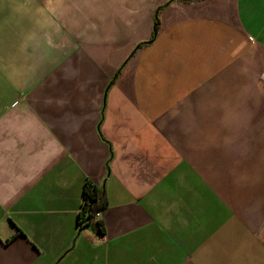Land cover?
I'll use <instances>...</instances> for the list:
<instances>
[{"label": "crops", "instance_id": "crops-1", "mask_svg": "<svg viewBox=\"0 0 264 264\" xmlns=\"http://www.w3.org/2000/svg\"><path fill=\"white\" fill-rule=\"evenodd\" d=\"M0 264H264V0H0Z\"/></svg>", "mask_w": 264, "mask_h": 264}, {"label": "trees", "instance_id": "trees-1", "mask_svg": "<svg viewBox=\"0 0 264 264\" xmlns=\"http://www.w3.org/2000/svg\"><path fill=\"white\" fill-rule=\"evenodd\" d=\"M189 1V0H183ZM168 3L163 5L165 7ZM159 7L155 11L153 30L151 39L147 42L140 43L137 47L143 46L152 42L157 34L159 28L158 11L162 8ZM116 75L111 80V83L115 79ZM106 205V200L102 190L98 189L91 181L86 180L82 189V201L80 208L77 212V223L79 227L87 226L98 234L104 232L102 221L95 217V213L102 210Z\"/></svg>", "mask_w": 264, "mask_h": 264}, {"label": "built area", "instance_id": "built-area-1", "mask_svg": "<svg viewBox=\"0 0 264 264\" xmlns=\"http://www.w3.org/2000/svg\"><path fill=\"white\" fill-rule=\"evenodd\" d=\"M95 217L98 218L99 217V212L95 213Z\"/></svg>", "mask_w": 264, "mask_h": 264}]
</instances>
